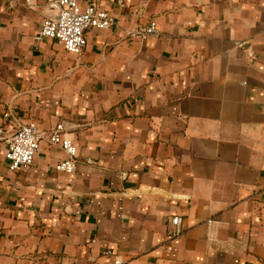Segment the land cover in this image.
<instances>
[{
	"label": "crops",
	"instance_id": "0c3cea01",
	"mask_svg": "<svg viewBox=\"0 0 264 264\" xmlns=\"http://www.w3.org/2000/svg\"><path fill=\"white\" fill-rule=\"evenodd\" d=\"M8 1L0 122L61 124L78 162L41 141L11 172L0 139V264H264V0H78L118 21L79 56L34 42L43 0Z\"/></svg>",
	"mask_w": 264,
	"mask_h": 264
},
{
	"label": "built area",
	"instance_id": "2783aa9c",
	"mask_svg": "<svg viewBox=\"0 0 264 264\" xmlns=\"http://www.w3.org/2000/svg\"><path fill=\"white\" fill-rule=\"evenodd\" d=\"M39 0H24V4L32 9H36ZM45 6L55 5L58 9L57 17L46 16L43 18L39 28L33 35L34 42H39L45 38L55 39L63 48L76 55H81L86 46V30L105 29L118 25L116 17L109 11L102 9L97 3L91 2L81 6L78 0H43ZM10 7L14 6L12 0L8 1ZM128 36L145 40L151 36L158 37L159 31L156 22L150 20L145 24L128 31ZM252 56V52L248 53ZM61 124L49 131L39 128L35 120L28 121L16 127L13 131H8L5 125L0 122V139L6 144L4 158L7 162L8 170L19 171L30 166L39 152L40 142L60 145L67 157L56 164L59 171L71 173L76 168L78 162L76 146L72 140L62 135ZM86 162H91L87 159ZM182 217L172 215L169 217L170 235L178 237L182 233ZM110 254V251H106ZM113 264H123L120 259H114Z\"/></svg>",
	"mask_w": 264,
	"mask_h": 264
},
{
	"label": "water",
	"instance_id": "95a60500",
	"mask_svg": "<svg viewBox=\"0 0 264 264\" xmlns=\"http://www.w3.org/2000/svg\"><path fill=\"white\" fill-rule=\"evenodd\" d=\"M48 12H46V16L49 17H57L58 16V9L55 5L47 6Z\"/></svg>",
	"mask_w": 264,
	"mask_h": 264
}]
</instances>
